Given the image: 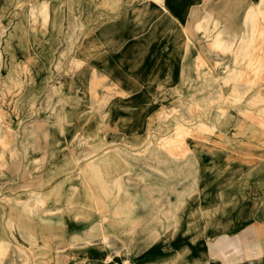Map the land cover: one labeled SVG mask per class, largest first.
<instances>
[{"label": "crops", "instance_id": "obj_1", "mask_svg": "<svg viewBox=\"0 0 264 264\" xmlns=\"http://www.w3.org/2000/svg\"><path fill=\"white\" fill-rule=\"evenodd\" d=\"M90 1L71 6L66 0L34 1L46 7L51 32L65 34L44 42L59 46L49 74L56 119L47 123L44 142L34 138L32 153L57 157L47 172L59 175L46 181L45 194L57 178L69 174L70 180L63 208H51L49 196L42 215L51 229L35 230L33 247L47 238L50 254L60 250L64 264H264V150L257 135L242 155L232 144L216 154H192L191 186L184 181L183 160L169 164L167 153L143 148L163 108L208 92L201 89L206 68L199 67V59L216 58L212 44L218 33L222 46L228 45L227 34L242 30L245 13L258 0ZM200 26L210 39L202 37ZM77 134L88 146H102L92 155L98 174H114V180L102 176L95 188L88 177L96 189L88 197L75 169L65 165L66 158L78 156L70 145ZM217 137L199 134L193 140ZM121 163H128L127 180L120 175ZM37 183L17 181L15 188L37 190ZM16 210L23 213L19 205ZM58 220L59 236L53 229ZM16 236L25 246L20 233ZM13 253V260L2 264H35Z\"/></svg>", "mask_w": 264, "mask_h": 264}, {"label": "rangeland", "instance_id": "obj_2", "mask_svg": "<svg viewBox=\"0 0 264 264\" xmlns=\"http://www.w3.org/2000/svg\"><path fill=\"white\" fill-rule=\"evenodd\" d=\"M34 1L0 0V264L13 260V250L20 252L28 263L64 264L60 250L56 255L50 254L47 238H42L45 244L33 247L35 230L43 234L51 229L50 221L42 215L49 196L54 199L51 208H63V199L68 193L64 184L70 180L69 174L66 178H57V184L45 194L46 181L55 180L59 175L47 172L50 165H56L57 157L34 158L32 153L34 138L44 142L48 135L47 123L56 119V94L49 92L50 80L54 78L49 74L50 69L55 68L52 59L59 46L55 40L52 45L44 42H48L50 36L56 39L65 34L62 29L51 32L46 7ZM66 1L70 6L80 2ZM72 14L79 15L75 10ZM204 22L209 23V20ZM242 25V30L227 34L231 38L228 45L222 46L218 33L212 44L217 57L211 64L199 59V67L206 68L200 77L201 89L209 88L208 92H201L197 101L191 95L182 105L163 108L152 128L153 134L143 142V148L153 147L167 153L165 159L169 164L183 160L184 181L188 186L196 177L192 154L205 151L212 155L223 150L226 144H232L242 155L256 135L259 148L264 150V0L250 5ZM198 31L202 37L210 39L207 29L200 26ZM214 133L218 135L215 141L193 140L199 134ZM77 135L70 145L78 156L66 158L65 165L75 169L81 191L88 197L96 190L95 186L100 185L97 181L102 180V176L114 180V174H98L92 155L102 146H88L81 134ZM122 164L120 175L127 180L128 163ZM35 169L37 177H34ZM40 170L46 171L44 178L40 177ZM88 177L94 188L88 183ZM33 180L41 182L37 183V190L15 188L17 181L27 185ZM104 196L108 197L107 192ZM18 205L22 214L16 210ZM54 223L53 229L59 236L63 222ZM17 233L25 246L17 244Z\"/></svg>", "mask_w": 264, "mask_h": 264}, {"label": "built area", "instance_id": "obj_3", "mask_svg": "<svg viewBox=\"0 0 264 264\" xmlns=\"http://www.w3.org/2000/svg\"><path fill=\"white\" fill-rule=\"evenodd\" d=\"M107 264H117V263H107Z\"/></svg>", "mask_w": 264, "mask_h": 264}, {"label": "bare ground", "instance_id": "obj_4", "mask_svg": "<svg viewBox=\"0 0 264 264\" xmlns=\"http://www.w3.org/2000/svg\"><path fill=\"white\" fill-rule=\"evenodd\" d=\"M177 129V128H176ZM174 134V133H173ZM176 134V133H175Z\"/></svg>", "mask_w": 264, "mask_h": 264}]
</instances>
